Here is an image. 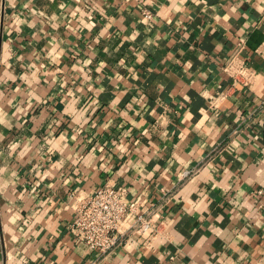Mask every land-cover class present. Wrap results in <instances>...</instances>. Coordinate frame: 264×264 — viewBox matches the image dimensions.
<instances>
[{"label": "crops", "instance_id": "0c3cea01", "mask_svg": "<svg viewBox=\"0 0 264 264\" xmlns=\"http://www.w3.org/2000/svg\"><path fill=\"white\" fill-rule=\"evenodd\" d=\"M147 6L0 0V264H264V0ZM104 184L134 211L99 257Z\"/></svg>", "mask_w": 264, "mask_h": 264}, {"label": "built area", "instance_id": "2783aa9c", "mask_svg": "<svg viewBox=\"0 0 264 264\" xmlns=\"http://www.w3.org/2000/svg\"><path fill=\"white\" fill-rule=\"evenodd\" d=\"M133 1L141 5L142 12L147 18L154 17L147 6L148 0ZM132 211L134 202L129 200L125 186L104 184L92 195L81 199L70 230L99 257H104L124 243L128 231L122 228V221ZM148 228L149 221L140 214L131 226L132 230L139 232H144Z\"/></svg>", "mask_w": 264, "mask_h": 264}]
</instances>
